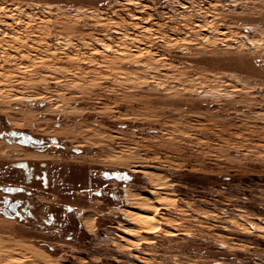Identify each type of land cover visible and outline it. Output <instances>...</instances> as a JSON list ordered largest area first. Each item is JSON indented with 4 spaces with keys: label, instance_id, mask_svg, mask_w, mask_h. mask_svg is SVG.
<instances>
[{
    "label": "rangeland",
    "instance_id": "obj_1",
    "mask_svg": "<svg viewBox=\"0 0 264 264\" xmlns=\"http://www.w3.org/2000/svg\"><path fill=\"white\" fill-rule=\"evenodd\" d=\"M0 264H264V0H0Z\"/></svg>",
    "mask_w": 264,
    "mask_h": 264
},
{
    "label": "bare ground",
    "instance_id": "obj_2",
    "mask_svg": "<svg viewBox=\"0 0 264 264\" xmlns=\"http://www.w3.org/2000/svg\"><path fill=\"white\" fill-rule=\"evenodd\" d=\"M64 130V129H63ZM129 189V188H128ZM126 190V189H125ZM130 190V189H129ZM133 196V195H132ZM145 199H147V197H145V196H139V198H138V200H140V201H144ZM82 213V212H81ZM82 217H83V215H82ZM81 217V218H82ZM87 221V220H86ZM82 222H84L83 220H82ZM89 223V222H88ZM86 225V224H85ZM84 227H86V226H84ZM92 229V228H91ZM88 231V230H87ZM91 232H92V230H91ZM93 233V232H92Z\"/></svg>",
    "mask_w": 264,
    "mask_h": 264
},
{
    "label": "snow or ice",
    "instance_id": "obj_3",
    "mask_svg": "<svg viewBox=\"0 0 264 264\" xmlns=\"http://www.w3.org/2000/svg\"><path fill=\"white\" fill-rule=\"evenodd\" d=\"M125 179L127 178V177H124ZM23 189H19V188H16V189H13V188H8V189H6V191H22Z\"/></svg>",
    "mask_w": 264,
    "mask_h": 264
},
{
    "label": "flooded vegetation",
    "instance_id": "obj_4",
    "mask_svg": "<svg viewBox=\"0 0 264 264\" xmlns=\"http://www.w3.org/2000/svg\"><path fill=\"white\" fill-rule=\"evenodd\" d=\"M14 209V208H13Z\"/></svg>",
    "mask_w": 264,
    "mask_h": 264
}]
</instances>
